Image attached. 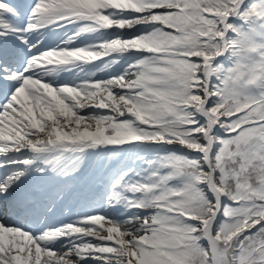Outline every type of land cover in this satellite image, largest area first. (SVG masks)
<instances>
[{
  "label": "snow or ice",
  "instance_id": "1",
  "mask_svg": "<svg viewBox=\"0 0 264 264\" xmlns=\"http://www.w3.org/2000/svg\"><path fill=\"white\" fill-rule=\"evenodd\" d=\"M0 264H264V0H0Z\"/></svg>",
  "mask_w": 264,
  "mask_h": 264
}]
</instances>
